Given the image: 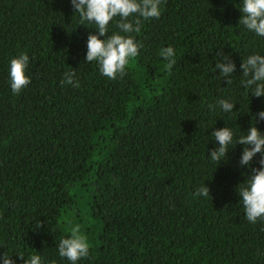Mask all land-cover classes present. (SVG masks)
Wrapping results in <instances>:
<instances>
[{"label": "trees", "instance_id": "obj_1", "mask_svg": "<svg viewBox=\"0 0 264 264\" xmlns=\"http://www.w3.org/2000/svg\"><path fill=\"white\" fill-rule=\"evenodd\" d=\"M242 5L161 0L160 17L131 34L139 55L111 80L85 62L98 30L78 25L70 0H0V254L71 264L58 244L80 224L90 249L77 264H264V221L246 219L236 191L260 154L250 167L239 143L218 165L209 156L212 131L238 139L264 110L241 83V61L264 55V37L239 23ZM118 31L113 20L108 35ZM219 50L235 63L231 84ZM25 53L31 83L13 94L10 61ZM70 71L79 88L62 83ZM255 126L264 133L258 116ZM203 184L211 198L193 195Z\"/></svg>", "mask_w": 264, "mask_h": 264}, {"label": "clouds", "instance_id": "obj_2", "mask_svg": "<svg viewBox=\"0 0 264 264\" xmlns=\"http://www.w3.org/2000/svg\"><path fill=\"white\" fill-rule=\"evenodd\" d=\"M70 2L74 12L79 14L78 25L87 27L93 24L98 30L96 34L88 35L85 62H98L101 74L111 80L126 74L130 62L139 55V49L143 46L131 34L141 32L143 21L158 19L161 15V0H70ZM240 11L239 23L256 35L264 37V0H243ZM113 20L116 21V28L119 31L108 35L109 25ZM159 55L168 61L165 67L170 72L176 63L175 49L171 46L164 47ZM216 55L223 60L215 64L220 78L223 77L227 84H231L235 63L222 50ZM29 63V56L26 53L11 59L9 75L13 94H19L31 83L30 77L26 75ZM240 67L245 78L241 81L242 85L251 88L252 95L264 96V55H249L241 61ZM75 75V71L65 73V80L62 83L79 88L80 83L74 79ZM218 103L223 112L234 111V102L221 99ZM209 109L214 110L215 105H209ZM257 116L264 120V110L253 116L254 123L247 134L238 139H234L233 131L226 126L212 131L211 134L219 146L213 148L209 154L211 160L218 165L227 159L229 148H234L239 143L244 145L239 164L249 167L256 154H260L261 159L258 162L260 166L251 168L250 178L236 188L242 200L246 219L253 224L264 221V133L255 126ZM249 145L251 147H248ZM193 195L211 198L210 190L205 184ZM89 249L88 238L81 231L80 224L72 226L70 235L62 238L58 244L59 256L66 258L71 264H77L82 258H87ZM17 255L23 258V264H43L39 255H32L28 260L24 259L22 253ZM0 261L2 264H16L11 255L6 253L0 254Z\"/></svg>", "mask_w": 264, "mask_h": 264}]
</instances>
